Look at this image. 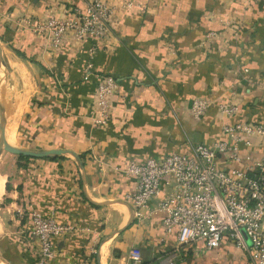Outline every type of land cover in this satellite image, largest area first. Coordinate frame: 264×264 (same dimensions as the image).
I'll return each mask as SVG.
<instances>
[{"label": "crops", "instance_id": "crops-1", "mask_svg": "<svg viewBox=\"0 0 264 264\" xmlns=\"http://www.w3.org/2000/svg\"><path fill=\"white\" fill-rule=\"evenodd\" d=\"M88 1L0 0L6 67L0 81L6 100L20 104L11 121L18 140L12 148L67 152L17 159L10 171L0 170V264H34L37 257L28 214L18 209H36L72 227L54 240L50 264H129L133 250L140 264L167 257L172 264H250L227 242L205 253L180 246L175 233L164 234L154 204L135 218L125 196L136 179L124 168L131 160L224 140L223 125L264 124V0H104L114 8L113 34L96 44L66 35L55 50L25 24L62 17L69 7L84 9ZM91 47L93 70L84 80ZM103 75L112 76L117 89L109 121L97 127L96 76ZM194 99L212 103L200 120L191 114ZM220 105L239 110L226 117ZM251 151L261 158L264 146Z\"/></svg>", "mask_w": 264, "mask_h": 264}, {"label": "built area", "instance_id": "built-area-1", "mask_svg": "<svg viewBox=\"0 0 264 264\" xmlns=\"http://www.w3.org/2000/svg\"><path fill=\"white\" fill-rule=\"evenodd\" d=\"M126 9L146 12L144 5L126 3ZM114 8L104 0H89L84 9L69 7L62 17H49L45 22L29 25L30 31L44 38L49 49L59 48L66 35L82 43L86 38L97 41L113 34ZM91 47L84 70V80L92 74ZM98 84L94 96L97 116L94 126L105 125L111 115L116 80L109 75L96 76ZM212 106L210 100L194 99L191 114L200 120ZM223 116H234L238 106H218ZM224 140L211 145L196 144L187 153H172L159 159L144 158L129 161L126 175L136 179L125 201L135 218L140 211L154 204L153 213L162 216L164 234H176L177 243L189 245L199 253L218 249L223 242L244 253L250 264H264V155L255 159L251 149L264 146V124L238 122L223 125ZM257 140V143H255ZM245 149V154L241 150ZM233 163L243 168L226 167ZM28 214L30 234L37 244L34 264H50L55 258L54 240L71 231V226L57 223L52 216L36 210L18 209ZM129 264H140L141 256L130 251ZM162 264H172L167 257Z\"/></svg>", "mask_w": 264, "mask_h": 264}, {"label": "bare ground", "instance_id": "bare-ground-1", "mask_svg": "<svg viewBox=\"0 0 264 264\" xmlns=\"http://www.w3.org/2000/svg\"><path fill=\"white\" fill-rule=\"evenodd\" d=\"M2 83L0 81V124L4 133L5 144L11 147H17L16 127L11 121H13L12 117L16 116L19 112L20 104L15 103V106L8 107L7 104L9 102L6 100V90L3 88ZM3 181L4 179L0 177V196L2 194Z\"/></svg>", "mask_w": 264, "mask_h": 264}, {"label": "water", "instance_id": "water-1", "mask_svg": "<svg viewBox=\"0 0 264 264\" xmlns=\"http://www.w3.org/2000/svg\"><path fill=\"white\" fill-rule=\"evenodd\" d=\"M2 53V48L0 45V54ZM0 150L3 149L4 151L13 154L17 157L22 156L25 158H32V159H43V158H49V157H55V156H61L66 154L67 152L62 150H49V151H31V150H23L20 148H12L5 144L4 140V133L2 128L0 127ZM72 156L79 161V157L72 154Z\"/></svg>", "mask_w": 264, "mask_h": 264}, {"label": "rangeland", "instance_id": "rangeland-1", "mask_svg": "<svg viewBox=\"0 0 264 264\" xmlns=\"http://www.w3.org/2000/svg\"><path fill=\"white\" fill-rule=\"evenodd\" d=\"M4 65H5V61H4L2 53H1L0 54V79L2 78V74H4V72L6 73V67ZM9 77H10L9 81L11 83H13L14 79H15L14 78L15 77L14 74H11ZM10 96H11V93H10ZM7 97H9V96L7 95ZM7 105H8V107H12V106H15V103L14 104L13 103H8ZM16 136H17V134H16ZM17 159H18L17 156H15L13 154H10V153L4 151L3 149H1L0 150V170H1V172L10 171L13 162L15 160H17Z\"/></svg>", "mask_w": 264, "mask_h": 264}, {"label": "trees", "instance_id": "trees-1", "mask_svg": "<svg viewBox=\"0 0 264 264\" xmlns=\"http://www.w3.org/2000/svg\"><path fill=\"white\" fill-rule=\"evenodd\" d=\"M28 159H32V158H25V157H22V156H19L18 157V160H28ZM9 187H8V184L6 183L5 184V191H8Z\"/></svg>", "mask_w": 264, "mask_h": 264}]
</instances>
